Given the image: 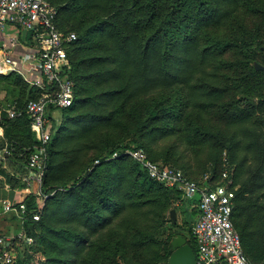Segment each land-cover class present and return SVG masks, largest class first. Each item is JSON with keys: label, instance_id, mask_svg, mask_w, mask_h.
Here are the masks:
<instances>
[{"label": "trees", "instance_id": "1", "mask_svg": "<svg viewBox=\"0 0 264 264\" xmlns=\"http://www.w3.org/2000/svg\"><path fill=\"white\" fill-rule=\"evenodd\" d=\"M47 1L57 28L76 34L67 47L75 99L56 111L58 122L51 117L42 177L48 196L29 193L23 218L13 214L33 240L31 252L44 257L32 264H111L117 255V264H167L171 240L158 235L179 192L126 155L105 159L130 146L153 161H173L192 179L209 171L214 184L225 157L237 186L232 223L248 260L264 264V71L254 66L264 65V0H223L238 10L222 23L202 19L215 13L216 0ZM1 89L11 97L3 105L19 107L40 93L15 72L0 75ZM3 108L0 149L27 160L39 145L30 120L9 118ZM100 130L113 134L114 147L82 163ZM162 137L173 139L152 146ZM178 144L205 152L198 170L183 162ZM125 168L135 174L125 177ZM18 196L11 193L13 205ZM191 223L186 238L196 254ZM11 264L31 263L18 255Z\"/></svg>", "mask_w": 264, "mask_h": 264}, {"label": "built area", "instance_id": "2", "mask_svg": "<svg viewBox=\"0 0 264 264\" xmlns=\"http://www.w3.org/2000/svg\"><path fill=\"white\" fill-rule=\"evenodd\" d=\"M56 13L55 6L47 0H0V34L8 30L12 32L10 46L20 39L18 36H25L31 47L29 52L14 56L11 47L1 42L0 74L15 72L30 86L40 89L39 95L30 98L23 107L8 103L4 109L9 118H17L25 113L30 120V129L39 145L34 147L26 160L28 179L25 188L28 194L34 192L44 198L48 196L42 191V177L47 165L46 144L52 134L51 117L58 122L56 111L68 107L75 99L67 47L76 39V34L57 28ZM2 152L6 151L0 149V154ZM121 154L136 160L149 178L178 191L179 198L175 199V205H184L187 209L189 207L185 200L196 197L198 213L191 223V234L197 245L196 264H253L244 254L240 236L231 220L232 199L237 186L233 184V167L225 157L221 182L214 184L209 171L192 179L180 168L151 160L141 147H123L105 159ZM96 163H99L98 159L94 160ZM24 198L18 199L17 206L8 199L3 200L1 212L22 219ZM32 218L37 220L39 214L33 213ZM16 238L24 240L22 227L12 237H0V264L15 261Z\"/></svg>", "mask_w": 264, "mask_h": 264}, {"label": "rangeland", "instance_id": "3", "mask_svg": "<svg viewBox=\"0 0 264 264\" xmlns=\"http://www.w3.org/2000/svg\"><path fill=\"white\" fill-rule=\"evenodd\" d=\"M215 3H216V5L214 6V7H216L215 13L211 17H209V13L207 12L205 14V16L202 17V19L204 21H217L219 23H222L223 21H226L228 19L229 15L231 13H234L238 10L237 6H232L227 1L216 0ZM70 66H71V63H70ZM111 69H112L111 66H110V68L108 66H105L104 67V73L105 74L109 73V71H111ZM2 74H7V73H2ZM110 79H111L112 83H115L114 79H112V78H110ZM0 99L2 102L1 105L4 107V106H6V104L3 105V103H6L7 101L11 100V97L6 96L5 90L1 89L0 90ZM1 105H0V111L3 108ZM87 108H92V107H91V105H88ZM257 113H260V110ZM70 125H71V123H70ZM0 134H1V128H0ZM112 135L113 134L110 133V136H106V138H104L101 130L99 132H97L95 137L92 138V140L90 142L92 148L87 150V153H86L87 156L85 158H84V156H82L84 159V160H82V163L85 161V159L87 157L90 158V157H93L100 152H105V151L111 150L114 147V145L111 144L112 141L110 139L112 137ZM115 137L117 139H119V137L117 135H115ZM171 139H173V138H171ZM170 140L169 139L163 140V137H162V138H159L158 141L153 143L152 146H154L156 148L159 143L169 145L167 143ZM118 141H119L118 144H120V143L126 144L128 141H130V139L127 138V136H126L124 139H121ZM177 148H178V152L179 153L181 152V158H182L183 162L185 164L190 165L194 171L198 170L197 165L199 163V160H201L199 158H205L206 157L205 152L204 151H198L195 148L190 149V147L186 146L185 144H178ZM2 149L5 150L6 152L5 153L2 152V154H0V182L2 181V187L0 190V204H1L2 200H7V199L11 200L12 199L11 193L12 192L15 193L17 188H15L14 185L17 182H23L25 185L27 182V179H28V168L26 166L25 155L23 153H17L18 156L16 157V155H14V153L12 151L13 149L8 151V150H6V146H4V148H2ZM194 152H196L197 154H195ZM131 160L137 162L133 158H131ZM158 160L161 163L168 165V166H179V165H176L173 161H162L161 159H158ZM133 161H129L128 166L132 165L134 163ZM201 171H202V169H201ZM134 174H135V172L132 168H125V172H124L125 177H129V176H132ZM200 174H201V172H200ZM200 174H198L199 177L203 173L201 175ZM128 184L129 185H127V188L130 186L129 190L134 188L133 186L130 185V183H128ZM185 202L189 208L182 209L181 206L175 205V200H172L170 209L176 208V222L173 223L170 220L171 218H170L169 209H168L165 213L164 225H163L162 230L160 231V233L158 235V237L160 239L171 240L177 234H183L187 238H189V236H190L189 235V225L191 222H193L197 218V213H198L197 207H196V197H194V199L193 198H187L185 200ZM0 210H1V208H0ZM20 229H21V225H20V220L18 218L13 216V214H11V213L0 212V237H9V236L12 237ZM17 240L21 241L20 244L17 245L18 247L16 248L17 249L16 255L17 256L19 255L20 260L24 261V259L27 258V261L32 264V263H35L37 260L41 261L44 259V257L40 256L39 253L31 252L29 247L33 243L32 238H29L26 236H25L24 240L16 238V243L19 242ZM109 242H113V241L109 240ZM14 249H15V247H14ZM118 256L119 255L116 256V262H113L111 264L119 263L120 259L118 258Z\"/></svg>", "mask_w": 264, "mask_h": 264}, {"label": "water", "instance_id": "4", "mask_svg": "<svg viewBox=\"0 0 264 264\" xmlns=\"http://www.w3.org/2000/svg\"><path fill=\"white\" fill-rule=\"evenodd\" d=\"M254 66L258 70L264 71V65L255 62ZM169 215L173 223L176 222V209L171 208ZM170 255L167 259V264H196V254L192 247L187 242V238L183 234H177L170 242Z\"/></svg>", "mask_w": 264, "mask_h": 264}, {"label": "crops", "instance_id": "5", "mask_svg": "<svg viewBox=\"0 0 264 264\" xmlns=\"http://www.w3.org/2000/svg\"><path fill=\"white\" fill-rule=\"evenodd\" d=\"M11 35H12V32L9 30L5 32L4 34H0V43L4 42L5 44H8L9 47H11V52L14 56H17V55L19 56L20 54L29 52L31 47L28 46L25 36H20V37L18 36V38L20 39L16 43H14L12 46H10L9 38L11 37ZM16 191L19 193L18 199L25 197V195H28V191H27V188H25V185L19 187L18 189H16ZM1 205H2V202L0 204V208L2 210Z\"/></svg>", "mask_w": 264, "mask_h": 264}]
</instances>
